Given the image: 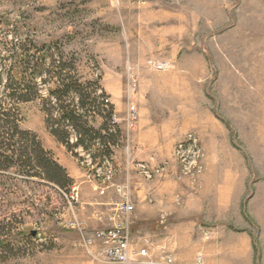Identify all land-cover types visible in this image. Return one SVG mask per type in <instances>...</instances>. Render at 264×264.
Listing matches in <instances>:
<instances>
[{"label": "rangeland", "instance_id": "374dc122", "mask_svg": "<svg viewBox=\"0 0 264 264\" xmlns=\"http://www.w3.org/2000/svg\"><path fill=\"white\" fill-rule=\"evenodd\" d=\"M0 116V264H96L110 167L154 264H264V0H0Z\"/></svg>", "mask_w": 264, "mask_h": 264}, {"label": "built area", "instance_id": "2783aa9c", "mask_svg": "<svg viewBox=\"0 0 264 264\" xmlns=\"http://www.w3.org/2000/svg\"><path fill=\"white\" fill-rule=\"evenodd\" d=\"M155 70L164 71L169 67L167 62L151 63ZM103 102L106 107L111 105L109 98H104ZM139 118V111L135 104L128 105L127 120L129 126L135 125ZM113 121H117V115H113ZM192 139H190L191 141ZM196 143L195 140H193ZM127 154H130V149L127 148ZM140 173L145 177L150 178L152 172L149 170V165L144 163L136 164ZM164 171V167H157L155 173ZM114 170L110 167L107 170L104 178L105 187L100 191L101 195L105 194L108 188H114L116 193L121 196V201L116 203L110 210L107 216L108 224L105 228L96 231L92 237H83L82 245L90 247L96 242L101 243L103 247V256L106 264H154L147 249L135 250L130 234V218L134 212V205L130 200V188L128 185H118L114 183ZM73 228L82 232V225L74 223ZM199 260H201L199 258ZM157 264H175L174 259L164 257Z\"/></svg>", "mask_w": 264, "mask_h": 264}, {"label": "crops", "instance_id": "0c3cea01", "mask_svg": "<svg viewBox=\"0 0 264 264\" xmlns=\"http://www.w3.org/2000/svg\"><path fill=\"white\" fill-rule=\"evenodd\" d=\"M136 155H137V158H139V153H136ZM130 159H131V158H130ZM127 181H128L129 184L132 185V188L134 189V193H135V191H136L137 189H136V187H135V185H134V181H133L132 178H130V177H128ZM114 183L120 185L119 183H117V182H115V181H114ZM147 188H148V187H147V184H142V183H141V185L139 184V198H142V201H145V200H147V199H149V198H151L152 200H154V195L156 194V191H154V189H153V190L150 192L149 189H147ZM109 191H112L114 197H115L116 200L119 202V201H120V197H119V195L116 193L115 189H114V188H108V189L105 191V194H106V193L108 194ZM105 194H104V195H105ZM113 205H114V204H113ZM107 216H108V215H107ZM106 223L108 224V220H107V218H106ZM135 225H136V224H135ZM135 227H136V228H135ZM135 227L132 226L131 228H132V230H134V228H135L136 231H137V233H138V229H139V228H137V227H139V223H137V225H136ZM96 244L99 245V250L97 251V253L93 254L94 262H95L96 264H105V262H104V256H103V247H102L101 243H99V242H96ZM96 244L94 243V245H96ZM79 245H80V244H79ZM88 249H91V246L88 247ZM92 249H93V248H92Z\"/></svg>", "mask_w": 264, "mask_h": 264}, {"label": "trees", "instance_id": "16d2710c", "mask_svg": "<svg viewBox=\"0 0 264 264\" xmlns=\"http://www.w3.org/2000/svg\"><path fill=\"white\" fill-rule=\"evenodd\" d=\"M104 106H105V104H104ZM111 106L112 105L108 106L107 108H109ZM1 115H3V114H1ZM74 119H75V117H74ZM1 120L2 119H0V122H1ZM71 120H73V119H71ZM8 130L12 131L13 135L14 134H20L21 136H29V135L31 136V134H29V133H22L20 131V127H19L18 121L15 122L14 124H12V126L10 125ZM34 140H36V139L34 138ZM38 148H39V151L41 152L42 155L47 156V153L41 148V146L39 144H38ZM46 162L48 164V170H54V171L60 172L64 176L65 180L68 183H71V179L66 175V172L64 171V169H62L56 162H54L51 159L46 160Z\"/></svg>", "mask_w": 264, "mask_h": 264}, {"label": "water", "instance_id": "95a60500", "mask_svg": "<svg viewBox=\"0 0 264 264\" xmlns=\"http://www.w3.org/2000/svg\"><path fill=\"white\" fill-rule=\"evenodd\" d=\"M32 236H34V233L32 234Z\"/></svg>", "mask_w": 264, "mask_h": 264}]
</instances>
